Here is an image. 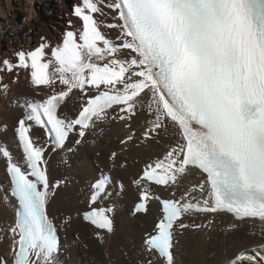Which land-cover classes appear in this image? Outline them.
<instances>
[{
    "label": "snow or ice",
    "instance_id": "6c2138e0",
    "mask_svg": "<svg viewBox=\"0 0 264 264\" xmlns=\"http://www.w3.org/2000/svg\"><path fill=\"white\" fill-rule=\"evenodd\" d=\"M109 14L112 22H106ZM72 15L80 26L62 42L52 45L41 36L36 47L0 59V96L9 95L22 70L32 93L14 101L21 110L12 127L19 158L0 145L18 205L15 226L0 237L8 243L0 264H59L50 208L68 181L51 172L49 155L73 153L115 121L127 134L119 139L120 152L110 153L113 168L127 170L121 153L150 148L171 133L169 146L143 161L129 181L136 190L132 215L147 214L149 203L158 202L142 250L158 254L160 264H175L178 235L210 229V217L264 223V0H79ZM74 97L79 104L66 115ZM140 115L146 126L138 135L133 121ZM8 131L7 124L0 128V134ZM193 170L199 181L181 191ZM114 185L101 173L76 209L102 230L96 233L101 243L114 231L113 197L130 190L122 181ZM196 216L208 223L191 221ZM62 220L71 222V214ZM238 227L232 224L230 232ZM227 264L264 261L237 250Z\"/></svg>",
    "mask_w": 264,
    "mask_h": 264
},
{
    "label": "bare ground",
    "instance_id": "6f19581e",
    "mask_svg": "<svg viewBox=\"0 0 264 264\" xmlns=\"http://www.w3.org/2000/svg\"><path fill=\"white\" fill-rule=\"evenodd\" d=\"M78 2L79 0H69L68 3L65 0H0V59L13 58L14 51L20 48L29 50L36 47L40 38L36 37L35 41H32V35L45 34L43 36L47 37L52 45L62 42L66 31H75L80 26L78 18L72 15L73 6ZM10 15L13 16L12 19ZM73 18L77 21L76 24L78 23L76 26L73 25ZM106 22H112L111 14ZM115 35L113 30L111 36ZM25 75L22 70L18 83L11 85L9 95L0 96V128L4 124L9 127L7 135L0 134V145L8 146L14 158H19L21 154L12 132L16 118L21 114L14 101L32 95ZM7 79L8 77H5V82ZM78 104L79 100L74 97L64 109V113L70 115ZM145 126L143 115L133 121V128L138 135ZM102 127V133L100 129L90 133L86 142L73 153L65 151L59 155H49L51 172L68 181L58 202L50 208L61 236L59 264H147L149 260L153 264H160L162 258L157 254L150 256L142 250L143 238L151 231L158 214V202L149 203L150 211L147 214L132 215L136 190L129 181L143 167V161L155 158L169 146L171 133L165 136L160 144H153L150 148L133 146L130 151L121 153L122 157H127L128 168L125 170L113 168L109 156L112 151L120 152L119 139L127 134V130L119 121L109 122ZM40 139H43L42 131ZM101 173L111 175L115 179L114 187L122 181L126 188L130 189L113 197L116 201L114 231L104 235L103 243L96 235L100 230L83 221L82 213L76 211L84 206L89 184L94 178L100 177ZM199 179L198 170H193L183 178L180 190L190 189ZM154 190L164 197L168 196L167 192L158 187ZM16 209L17 203L10 194V180L6 174L5 161L0 158V237L15 226ZM66 214L72 216L71 222L67 224L62 220ZM190 219L196 223H208L202 216ZM210 219L214 221L210 229L202 228L195 233L188 231L178 235V243L173 249L175 264H227L232 253L237 250L257 258L258 254L260 257L264 255V223L253 219L236 221L230 214H218ZM234 223L239 227L233 235L230 228ZM7 247V241L0 239V252L6 251Z\"/></svg>",
    "mask_w": 264,
    "mask_h": 264
},
{
    "label": "rangeland",
    "instance_id": "374dc122",
    "mask_svg": "<svg viewBox=\"0 0 264 264\" xmlns=\"http://www.w3.org/2000/svg\"><path fill=\"white\" fill-rule=\"evenodd\" d=\"M65 1H66V3H68L69 0H65ZM70 2H74V0H70ZM70 4H71V3H70ZM10 18L12 19L13 16L10 15ZM72 21L75 22V23L73 22V25H74V26H76V25L78 24V23L76 24L77 21H75L74 18H73ZM31 32H33V29H32ZM40 34H41V33H40ZM43 35H45V34H41L40 36H39V34H36L35 36L32 35V38H33L32 41H35V38H36V37H39V38H40V37L43 36ZM110 161H111V160H110ZM111 162H112V161H111ZM138 162L140 163V159L138 160ZM261 256H262V257H260L259 254H258V258H259V259H258V258H257V259L260 260V261H264V257H263L264 255H261ZM193 263H194V262H193Z\"/></svg>",
    "mask_w": 264,
    "mask_h": 264
}]
</instances>
